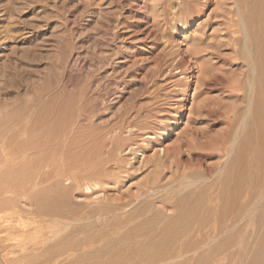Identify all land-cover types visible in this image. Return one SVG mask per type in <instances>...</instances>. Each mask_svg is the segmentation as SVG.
<instances>
[{"label":"rangeland","instance_id":"374dc122","mask_svg":"<svg viewBox=\"0 0 264 264\" xmlns=\"http://www.w3.org/2000/svg\"><path fill=\"white\" fill-rule=\"evenodd\" d=\"M231 2L0 0V134L10 132L18 143L28 145L24 146L27 153L21 169L28 172L30 167L29 175L35 178H51L40 188L54 184L55 179L64 181L75 205L91 202L94 196L78 193L77 188L80 184L94 186L89 174L102 170L112 198L109 202L138 201V206V197L159 174L154 167L155 150H171L189 141L181 155L176 154L182 173L217 164L219 153L199 149L192 138L200 142L223 135L237 109L231 98L238 93L232 88L227 92L230 84L223 88L212 85L218 77L231 78L232 85L237 81L231 69L240 61L223 25ZM209 45L220 47L212 49L215 52L208 58L212 50L206 54L204 49ZM193 55L198 57L197 65L205 67L206 85L195 82L199 67L193 63ZM183 56L186 63L174 69ZM206 105L219 114L210 115ZM51 124L57 125L58 136L51 133ZM36 126L43 134H38ZM35 161L40 162L39 167ZM3 172L0 170V190ZM10 174L17 177L23 171ZM163 176L169 180L170 171ZM16 208L29 209L17 199L6 218L0 214V264H52L47 251L32 243L46 234L54 236L55 228L50 233L47 225ZM254 234L248 233L252 245L246 246L251 248L218 247V253L204 264L222 260H226L224 264H264V249L255 244L261 235Z\"/></svg>","mask_w":264,"mask_h":264},{"label":"bare ground","instance_id":"6f19581e","mask_svg":"<svg viewBox=\"0 0 264 264\" xmlns=\"http://www.w3.org/2000/svg\"><path fill=\"white\" fill-rule=\"evenodd\" d=\"M231 1L229 8L227 5L225 13L223 12L226 18L223 25L226 32L231 34L232 51L240 61L234 71L231 69L235 74L230 72V75H235L237 81L232 85L231 78L218 77L212 85L223 88L226 84H230L227 92L236 90L238 93L231 98L237 109L231 113L230 122H225L227 128L223 135L207 137L205 141L200 142L197 137L192 138L198 148L219 153L217 164L210 167L199 166L189 173L182 168L186 170L182 173L176 154L181 155V151L189 145V141L181 142L171 150L163 147L161 150H155L157 158L154 167L159 174L154 176L153 181L149 183L148 188L145 187L146 190L140 197L137 195L140 198L138 206H136L138 201L112 204L111 202L116 201V197L109 202L112 198L108 197L106 175L102 170L89 174L94 186L80 184L77 188L78 193L94 196L93 199H89L91 202L75 205L69 199L70 191L64 181L55 179L51 186L40 188L50 177L35 178L29 175L30 167H27L28 172L26 168L21 169L22 166L25 167L24 160L28 145L18 143L14 134L10 132L0 134V170H3L5 175H2L3 184L0 190L3 201L0 205V214L6 218L8 214L6 212L13 203L17 199L23 200L29 209L19 210L17 207L18 213L31 215L33 219H37L38 224L47 225L50 233H54L55 228L54 236L46 234L43 238L38 234V240L32 243L34 248H44L47 251L49 262L52 264H204L216 254L218 247L225 250L231 247L235 249L236 245L244 247L250 244L249 239L247 240L251 238L249 232L255 234L257 232L261 235L260 241L255 244L264 249V0ZM218 46L220 47L217 45L214 48L209 45L204 51L208 52L212 49L216 51ZM212 51L208 54L206 52L207 56L210 52L212 56L215 52ZM193 59H195L193 63H196L198 57L193 55ZM186 61L183 56L182 63L174 64L173 68L179 69ZM198 67L199 75L196 76L195 82L206 85L207 79L203 78L204 72L206 73L205 67L202 64ZM59 109L61 114L62 110ZM207 112L210 115L219 114L208 106ZM26 124L29 126V121ZM46 127H43L45 131ZM50 127L51 133L57 134V125L51 124ZM42 132V129L40 131L38 129L39 135ZM16 134L19 135L20 132ZM37 142L39 144V140ZM25 145L27 148L24 147ZM48 151L50 153V150ZM42 158L38 161L44 160ZM26 159L30 160L28 156ZM31 160L33 162L32 158ZM38 161L35 162L39 167ZM50 162L52 166L53 161ZM44 163L48 166L47 162ZM38 167L36 168L40 170ZM16 168L18 170H15ZM166 170L171 173V178L167 181L166 176H163ZM10 171H23V174L15 177ZM132 207L134 209L130 210ZM49 221L53 223L52 226H49ZM249 247L251 248L246 246ZM238 255L240 256V253ZM241 255L245 256L243 253ZM237 258L239 260V257ZM221 259L224 258L221 256ZM223 262L225 263L226 260Z\"/></svg>","mask_w":264,"mask_h":264}]
</instances>
